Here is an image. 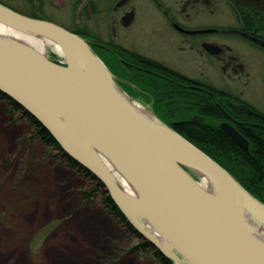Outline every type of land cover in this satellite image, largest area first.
I'll return each instance as SVG.
<instances>
[{"label":"water","instance_id":"obj_1","mask_svg":"<svg viewBox=\"0 0 264 264\" xmlns=\"http://www.w3.org/2000/svg\"><path fill=\"white\" fill-rule=\"evenodd\" d=\"M0 26L50 41L63 59L0 36V94L98 181L142 239L173 264H264V204L157 117L162 127L149 122L82 36L1 3ZM219 128L248 150L234 127Z\"/></svg>","mask_w":264,"mask_h":264},{"label":"rangeland","instance_id":"obj_2","mask_svg":"<svg viewBox=\"0 0 264 264\" xmlns=\"http://www.w3.org/2000/svg\"><path fill=\"white\" fill-rule=\"evenodd\" d=\"M1 1L19 6L18 1ZM89 1L74 0L73 7L62 6L66 13H55V18L48 21L93 43L109 39L100 11L107 10L113 0ZM146 12L140 14L150 17L151 13ZM152 17L149 24L144 22L143 29L135 26L125 33V47L147 57L168 60L176 70L195 71L188 58L169 43L173 41L169 29L161 22L153 24ZM233 43L247 59L249 78L230 82L217 70L205 71L214 87L242 94L264 112V55ZM94 51L121 91L140 110L170 128V122L181 118L177 102L162 90L153 89L162 87L163 82L126 67L113 52L99 47ZM50 58L63 61L54 54ZM156 107L163 113H158ZM172 107L177 110L172 111ZM30 119L0 95V264H160L154 257L159 253L155 247L135 236L128 222L106 208L104 189L80 166L67 162L53 144L45 145ZM85 193L92 194L89 200Z\"/></svg>","mask_w":264,"mask_h":264},{"label":"flooded vegetation","instance_id":"obj_3","mask_svg":"<svg viewBox=\"0 0 264 264\" xmlns=\"http://www.w3.org/2000/svg\"><path fill=\"white\" fill-rule=\"evenodd\" d=\"M9 1H18L19 6L15 8L5 4L8 8L43 20L55 18V13H66L62 6H74V0ZM86 2L91 3L89 0ZM140 11H147V15L151 13L153 24L154 21L157 24L161 22L169 29L173 40L169 43L181 56L188 58L187 61L195 71L176 70L168 60L147 57L137 50L125 47V33L135 26L143 29L144 22L148 23L150 17L140 14ZM100 14L109 39L95 43L84 39L93 51L99 47L104 51L113 52L126 67L148 73L152 80L163 82L162 87L153 86V89L162 90L165 95L176 101L180 111L178 114L181 115L180 119H175L169 125L190 127L193 123H205L207 117L199 113L200 104L197 103L198 99L204 97L211 99V107L220 113L219 116L224 117L223 120L215 122L214 127H221L222 124H228L235 129L240 127L248 132V136H251L249 128H264V112L252 106L242 94L214 87L205 71L217 70L223 79L230 82L249 78L246 72L247 59L233 41L245 45L250 51L264 55V0H113L110 7L100 11ZM218 96L223 98L227 108L219 104ZM227 100L236 101L245 109L231 106ZM156 109L158 113H163L159 108ZM175 110L176 107H172V111ZM237 111L244 116H237ZM242 136L247 140L248 152L250 141L245 135Z\"/></svg>","mask_w":264,"mask_h":264},{"label":"trees","instance_id":"obj_4","mask_svg":"<svg viewBox=\"0 0 264 264\" xmlns=\"http://www.w3.org/2000/svg\"><path fill=\"white\" fill-rule=\"evenodd\" d=\"M0 3L3 4L2 2ZM3 5L5 6V4ZM71 32L78 34L74 31ZM0 95L5 97L2 94ZM218 97L219 104H222L223 107L227 108L228 106L223 98L221 96ZM5 98L7 99V103L12 104L15 109H20L25 116L30 118V116L25 113V111H23L17 104L13 103L12 100L8 99L7 97ZM210 100L211 99H206L204 97L197 100V103L200 104L198 106L200 110L199 113L207 117L205 123H193L190 127H172V129L192 143L203 153H205L214 162L220 165L246 191H248L262 204H264V128L251 127L249 128L251 136H248V132L240 129V127H236V129L240 131L242 135H245V137L250 141V149L248 152H246L225 133H223L219 127L213 126L215 122L223 120L224 117L219 116L220 113H217L216 109L211 107ZM193 101H195L194 98ZM236 115L239 117L244 116L243 113H239L238 111L236 112ZM30 120L37 126V130L40 131V134L42 135L41 140L44 142V144H53L57 151L62 153V150L53 141L50 135L44 131L32 118ZM65 160L69 163H73V165L79 166L72 158L68 156H65ZM84 174L91 176L92 180L101 186L98 181H96L94 177L87 171H84ZM85 195L86 196L84 197L89 200L92 194L85 193ZM103 203L106 208L113 212L115 217H118L123 222H127L106 192L104 193ZM129 229L135 236H138L142 239V236L139 235L138 232L135 231L131 226H129ZM148 245H144L143 247ZM154 257L158 262H160V264H173L170 260L159 253L155 254Z\"/></svg>","mask_w":264,"mask_h":264},{"label":"bare ground","instance_id":"obj_5","mask_svg":"<svg viewBox=\"0 0 264 264\" xmlns=\"http://www.w3.org/2000/svg\"><path fill=\"white\" fill-rule=\"evenodd\" d=\"M0 36L5 37V38H9L10 40H16L18 42H21L23 44H25L28 47L33 48L35 51L45 55L48 59L50 58L51 54H54L58 57H62V54L59 50V48L54 45L53 43H51L50 41H47L43 38H39V37H33V36H25L23 34L17 33L11 29L5 28L3 26H0ZM52 60V59H51ZM144 117L149 121V122H153L154 125H158L160 126V124H158L152 117V115H150L149 113H147L146 111H142ZM162 127V126H160ZM119 180V178H117ZM119 183L122 187L126 188V186L122 183V181L119 180ZM203 184L206 188L209 187V184L206 181H203ZM146 231L149 230L147 227L144 228ZM155 236V234H153ZM157 237V236H156ZM159 245H161V241L159 240V238L157 239Z\"/></svg>","mask_w":264,"mask_h":264}]
</instances>
